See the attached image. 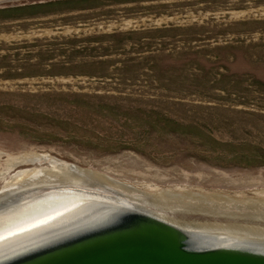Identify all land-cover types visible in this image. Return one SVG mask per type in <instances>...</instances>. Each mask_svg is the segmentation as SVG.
<instances>
[{
  "label": "rangeland",
  "instance_id": "374dc122",
  "mask_svg": "<svg viewBox=\"0 0 264 264\" xmlns=\"http://www.w3.org/2000/svg\"><path fill=\"white\" fill-rule=\"evenodd\" d=\"M38 173L264 198V0H0V194Z\"/></svg>",
  "mask_w": 264,
  "mask_h": 264
},
{
  "label": "water",
  "instance_id": "95a60500",
  "mask_svg": "<svg viewBox=\"0 0 264 264\" xmlns=\"http://www.w3.org/2000/svg\"><path fill=\"white\" fill-rule=\"evenodd\" d=\"M0 264H264V198L128 174L31 177L0 194Z\"/></svg>",
  "mask_w": 264,
  "mask_h": 264
},
{
  "label": "bare ground",
  "instance_id": "6f19581e",
  "mask_svg": "<svg viewBox=\"0 0 264 264\" xmlns=\"http://www.w3.org/2000/svg\"><path fill=\"white\" fill-rule=\"evenodd\" d=\"M26 154H27V153H26ZM34 155H35V154H34ZM36 155H38V154H36ZM47 155H48V154H47ZM29 156L31 157V154H30ZM39 156H40V155H39ZM30 157H29V158H30ZM37 157H38V156H37ZM40 157H41V156H40ZM43 157H44V156H43ZM21 158H22V157H21ZM29 158H28V159H29ZM34 158H35V157H34ZM14 159H16V158H14ZM14 159H13V160H14ZM17 159H19V158H17ZM24 160H25V159H24ZM18 161H19V160H18ZM20 161H21V160H20ZM50 161H52V162L54 163V161H57V159H53V160H50ZM57 162H59V161H57ZM62 163H63V162L61 161L60 164H62ZM13 164H15V163H13ZM13 164H11V165H13ZM63 164H65V163H63ZM57 165H58V164H57ZM54 166H55V165H54ZM57 167H58V166H57ZM62 167H64V166H62ZM66 167H67V165H66ZM68 169H69V167H68ZM23 170H24V169H23ZM65 170H66V169H65ZM65 170H64V171H65ZM21 171H22V170H18V171H16V172L19 173V172H21ZM73 171H74V170H73ZM35 172H36V171H34V174H35ZM61 172H62V171H61ZM65 172H66V171H65ZM65 172H64V173H65ZM70 172H71V170H70ZM76 173H77V172H76ZM34 174H33V175H34ZM36 174H37V173H36ZM38 174H39V173H38ZM57 174H58V173H57ZM70 174H71V173H70ZM33 175H32V177H33ZM39 175H40V177L42 178L41 174H39ZM42 175H43V178H44L45 173L42 174ZM67 175H68V174H67ZM74 175H75V174H74ZM98 175H99V174H98ZM15 176H16V175H15ZM45 176H46V175H45ZM51 176H52V175H51ZM51 176H50V177H51ZM55 176H56V175H55ZM72 176H73V175H72ZM30 177H31V176H30ZM37 177H39V176L37 175ZM47 177H49V176H47ZM14 179H16V177H15ZM6 185H7V184H6ZM11 186H12V185H10V188H11ZM8 188H9V187H8ZM2 190H3V189H2ZM5 190H6V189H5ZM0 192H1V191H0Z\"/></svg>",
  "mask_w": 264,
  "mask_h": 264
}]
</instances>
